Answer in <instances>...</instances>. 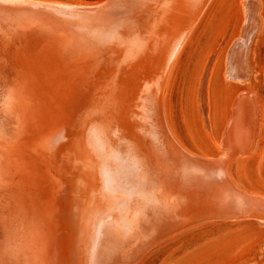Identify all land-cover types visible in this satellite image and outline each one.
Listing matches in <instances>:
<instances>
[{
  "label": "bare ground",
  "instance_id": "1",
  "mask_svg": "<svg viewBox=\"0 0 264 264\" xmlns=\"http://www.w3.org/2000/svg\"><path fill=\"white\" fill-rule=\"evenodd\" d=\"M212 2L108 0L87 5L0 0V243L8 224L18 223L16 229L41 244L39 252L47 264H56L53 252L59 242L65 254V259L59 256L61 264H137L180 231L223 218L220 205L208 202L211 191L233 193L230 197L241 209L252 206L250 214L236 212L231 218L254 215L264 221V196L249 193L231 176L233 156L230 147L224 149L229 139L219 146L223 155L203 156L181 144L168 120L173 72L188 37ZM242 3L248 25L239 37L241 48L227 54L226 70L237 83L245 84L251 77L252 36L262 20L256 2ZM204 79L198 104L207 117L209 83ZM51 114L53 119L56 115L53 121ZM40 117H47L41 122L45 131L37 137L38 129L34 136L27 135ZM15 128L17 139L10 142L7 136ZM25 142L26 147H35V153L49 157L55 168L39 174L23 165L17 151ZM44 181L54 194L49 221L35 237L31 215L37 205L30 199L35 185ZM53 244L55 251L50 248ZM2 250L0 264L20 263L17 259L9 263Z\"/></svg>",
  "mask_w": 264,
  "mask_h": 264
},
{
  "label": "rangeland",
  "instance_id": "2",
  "mask_svg": "<svg viewBox=\"0 0 264 264\" xmlns=\"http://www.w3.org/2000/svg\"><path fill=\"white\" fill-rule=\"evenodd\" d=\"M45 1L50 3L80 2L82 4L92 5L102 4L108 0ZM242 1L243 0H213V2L209 4L210 6H208L207 10L203 14L196 29L193 30V32L188 37L173 72L167 98V115L175 135L181 144L187 149L203 156H216L220 154L223 155L224 149L230 147L229 151L232 153L233 158L231 157V159L233 160L231 162L229 161V171L233 180L237 182L241 188H244L249 193L264 196V0H251L252 3L256 2L259 5V16L261 17L262 23L261 28L254 32V37L252 36L250 46L251 51L248 61V64L251 66V77L248 83H237L235 81L236 79L234 80V77H230L226 70V68L229 66L227 59L229 56L228 53H231V51L233 52V50H236V48H241L238 42L242 37H239L240 35L244 34L243 27L248 25V21L245 19L244 15L245 5L243 6ZM244 21L246 22L244 23ZM253 21L254 16L252 18V24L248 26L249 32L253 28ZM237 58V52H235L233 61L234 64L237 61ZM208 75L211 76V78ZM203 76L205 77L204 81L206 82V85L209 83V86H207V91L209 94L206 114L207 117H204L203 114L200 113L201 111L198 104L199 84L201 83ZM225 77L227 79H225ZM247 90H250V92ZM238 94H240V96ZM237 95L239 97H237ZM245 97L248 98L249 101L251 100V102H247ZM237 102L241 103L238 104ZM248 103L249 105H246ZM247 106L249 107L247 108ZM250 107H252V109ZM233 109L235 110V113L233 112ZM245 110L247 111L245 112ZM241 113L244 115H241ZM233 114L239 116V118L235 117ZM248 114L251 115L248 117V119H246ZM52 116L53 114H51L50 118L53 121L56 118V115L54 114V119ZM233 116L235 120H231L234 119ZM50 118L48 120H50ZM46 119L47 117H45V119L40 117L35 122L36 124H32L33 129H31L34 131L30 129V132H28L27 129V134V132L22 130L23 133H21V135L23 134L22 136H26L27 134L34 136L40 131V133H37L34 136L37 137L39 134L45 131V126L43 125L44 123L41 122H44ZM229 119L232 122H230ZM236 119L241 120L237 121ZM253 123L257 124L255 125ZM254 125L257 127L254 128ZM251 128H254L255 131H252L254 129ZM37 129L39 131H37ZM225 129H227V131ZM17 130L15 128L13 133H11L12 135L7 136V139L10 142L17 139ZM243 130H245L244 133ZM229 133L232 134L229 135ZM242 136H244L243 139L241 138ZM252 136L256 140L252 138ZM236 137L239 138L235 139ZM25 138L29 139L28 136ZM228 139L231 140V142L233 140V142L231 143ZM226 140H228V144L225 143ZM240 141L241 143H239ZM243 141L246 143H242ZM247 141H250L252 145L251 143L248 144ZM238 143L240 145H238ZM223 144L226 147L221 149L219 146L221 145L222 147L224 146ZM25 145L26 142L24 143V146ZM21 146L23 145H20V148ZM27 146L28 147H22V150L19 148L24 156L21 154L20 150H18L19 152L17 151L18 156H21L19 159L23 162V165L26 164L25 166L30 169L32 167L31 171L35 173L37 172L39 174H44L49 171V169L55 168V165L52 167V163L54 162H48V159L50 160L49 157L44 156L43 154L41 155L38 151L35 153L34 151L36 150H34V146H29V144H27ZM246 149L247 151H245ZM36 154H40V156H37ZM32 155L33 157L36 155L37 158L34 157V159ZM236 156L238 157L236 158ZM39 157H42L43 160ZM45 157L47 158V161L44 159ZM9 159H11V157ZM50 164L51 167L49 168ZM33 166L36 167L33 168ZM3 181L6 182L7 180ZM43 183L42 185L41 183H39L40 185L38 183L35 185L33 188V198L30 199L32 203L35 202L37 205L33 211V214L31 215V230L33 228V234L36 235L35 237H38L41 227L45 226L46 222L49 221L47 213H49L51 204L50 202L53 200L54 194V191L51 190V184L45 181ZM41 188L44 191L40 190ZM214 193L215 192L212 191L209 193V195L211 194V197H207L208 202L210 206L216 207L217 204L220 205V207L218 206L219 215H221L223 218L210 219L204 223L193 225L180 231L178 234L162 241L161 244L151 249L137 264H264V221L259 217H255L254 215L252 217H240L237 219L234 217L231 218V216L235 215L236 212H239L242 215H248V213L250 214L251 212L248 210L249 208H252V206L249 207L248 205L247 207L245 206L246 204H243L244 206L242 207L244 209H241V206L237 204L235 205L234 198L230 197L233 194L231 192L229 194L230 196H225L224 191L223 193L219 191L218 193L217 191L215 194ZM43 195H45V197H43ZM235 195L236 194H234V197ZM219 202H223L221 203L222 206ZM227 202L231 205H229ZM225 203L227 204L224 205ZM226 207L228 209H226ZM221 208L226 211L230 209L229 212L232 210L235 212L232 211L231 213L233 214L229 216H225L224 214V216H222V213H230H226V211L220 212L222 210ZM17 225L13 226L8 224L6 236L0 243V250L4 249L2 251L6 255V259H8L7 261L11 263L17 259L21 264H47V258L43 255V253L40 254L41 244L36 243V240H33L34 238L32 239V236H27L23 229L20 231V229L17 228V230ZM14 227L15 230H13ZM23 235L25 237H23ZM8 237L9 240L11 238L10 241H8ZM55 237L56 239L53 241V243L55 244L56 242L57 244L59 242L57 234ZM31 239L33 240L32 242ZM4 240L5 242H3ZM35 243L38 244L36 247ZM54 244L52 247H50L51 251H55L54 247L56 244L55 246ZM59 244L61 243L59 242ZM59 244L57 245L60 248L57 246L56 251L53 252L54 257L57 260L56 264H61V262L58 261V259L62 260L60 257L65 259V254H61V246ZM23 245L27 246L29 249L26 247L27 250H25L26 248ZM33 247H35L34 249L37 248L39 250L34 251ZM23 251H26L27 255H25V252ZM32 252L37 253L33 254ZM58 253L60 255H58ZM28 257L32 258L31 260L34 261H29L30 259ZM53 259L54 258L52 256L51 260ZM39 261L40 263H38Z\"/></svg>",
  "mask_w": 264,
  "mask_h": 264
}]
</instances>
